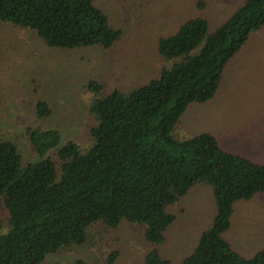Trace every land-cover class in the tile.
<instances>
[{
  "label": "trees",
  "instance_id": "obj_1",
  "mask_svg": "<svg viewBox=\"0 0 264 264\" xmlns=\"http://www.w3.org/2000/svg\"><path fill=\"white\" fill-rule=\"evenodd\" d=\"M206 8L197 2L203 14ZM223 12L229 15L219 21V13L217 23L201 14L159 37L157 53L171 65L148 83L105 92L90 81L85 150L73 140L62 144L57 130L27 127L23 135L39 161H25L13 140L0 139V264H42L84 246L96 224L116 229L124 222L142 227L152 248L144 264H174L160 248L182 214L175 208L198 183L212 189L215 216L176 264H264V248L242 256L225 237L234 205L264 193V164L222 150L208 133L172 135L191 104L214 97L225 67L264 27V0H232ZM9 24L64 51L110 48L121 36L96 0H0V29ZM52 113L47 102L36 104L38 121Z\"/></svg>",
  "mask_w": 264,
  "mask_h": 264
},
{
  "label": "rangeland",
  "instance_id": "obj_2",
  "mask_svg": "<svg viewBox=\"0 0 264 264\" xmlns=\"http://www.w3.org/2000/svg\"><path fill=\"white\" fill-rule=\"evenodd\" d=\"M199 0H96L112 27L121 31L110 48H80L71 51L47 48L25 29L4 25L0 29V139L13 140L25 161H39L24 130L54 129L62 144L75 141L81 150L91 144L89 108L93 94L90 81L103 84L105 92H127L158 76L171 65L157 53V41L174 34L187 20L203 14ZM204 14L222 21L232 0H203ZM228 6V7H227ZM45 101L51 116L38 121L35 107ZM208 133L222 150L264 164V27L225 67L212 99L191 104L175 125V139ZM24 161V162H25ZM212 189L196 184L175 211L160 248L176 264L192 252L202 231L215 216ZM3 219L7 214L1 211ZM6 226V223H5ZM231 248L251 256L264 248V193L234 205L230 229L225 235ZM142 227L122 223L116 229L93 226L82 247H71L49 255L42 264H144L151 250Z\"/></svg>",
  "mask_w": 264,
  "mask_h": 264
},
{
  "label": "crops",
  "instance_id": "obj_3",
  "mask_svg": "<svg viewBox=\"0 0 264 264\" xmlns=\"http://www.w3.org/2000/svg\"><path fill=\"white\" fill-rule=\"evenodd\" d=\"M226 235H227V233H226ZM226 240H227V238H226Z\"/></svg>",
  "mask_w": 264,
  "mask_h": 264
}]
</instances>
